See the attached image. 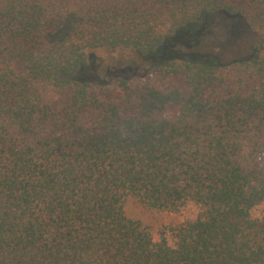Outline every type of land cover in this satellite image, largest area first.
<instances>
[{"label":"trees","instance_id":"trees-1","mask_svg":"<svg viewBox=\"0 0 264 264\" xmlns=\"http://www.w3.org/2000/svg\"><path fill=\"white\" fill-rule=\"evenodd\" d=\"M0 264H264V0H0Z\"/></svg>","mask_w":264,"mask_h":264},{"label":"rangeland","instance_id":"rangeland-1","mask_svg":"<svg viewBox=\"0 0 264 264\" xmlns=\"http://www.w3.org/2000/svg\"><path fill=\"white\" fill-rule=\"evenodd\" d=\"M247 40L253 41V42H259L261 43L263 39H261V36L258 34H253L252 36H247ZM245 38V39H246ZM199 50L205 51V50H213L216 52L217 46L216 42L209 41L201 46L198 47ZM96 60L94 63V66L97 67L98 73L100 74V77H107V72L112 71L114 74H142L145 73V65L144 62L139 58L137 53L131 49L127 48H120L117 50H113L111 48H101L96 50ZM227 58L229 56H226ZM132 61L135 62V64L132 63ZM91 75L92 72L88 71L82 74V76H88ZM132 76V75H130ZM110 80V96H117L119 94V88L117 87L115 82H112L111 77H109ZM138 78L134 76L133 80H137ZM132 212L144 219H146L148 222H151L156 227H158L162 222L170 221L172 216H168L165 214L158 215L157 213H151L146 211L142 207H135V205L132 208Z\"/></svg>","mask_w":264,"mask_h":264},{"label":"flooded vegetation","instance_id":"flooded-vegetation-1","mask_svg":"<svg viewBox=\"0 0 264 264\" xmlns=\"http://www.w3.org/2000/svg\"><path fill=\"white\" fill-rule=\"evenodd\" d=\"M236 27H237V25H235V24H232V31H233V33L236 31Z\"/></svg>","mask_w":264,"mask_h":264}]
</instances>
